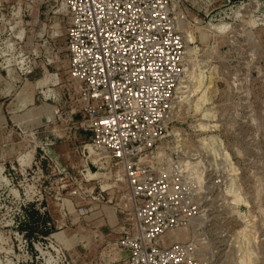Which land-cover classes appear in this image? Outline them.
Returning a JSON list of instances; mask_svg holds the SVG:
<instances>
[{
  "label": "rangeland",
  "instance_id": "1",
  "mask_svg": "<svg viewBox=\"0 0 264 264\" xmlns=\"http://www.w3.org/2000/svg\"><path fill=\"white\" fill-rule=\"evenodd\" d=\"M174 5L189 41L186 93L159 152L201 151L204 193L202 229L178 236L208 239L210 264H264V0ZM66 32L63 0H0V264H112L132 228L121 170L89 150L71 118ZM201 123L211 127L195 130Z\"/></svg>",
  "mask_w": 264,
  "mask_h": 264
},
{
  "label": "built area",
  "instance_id": "2",
  "mask_svg": "<svg viewBox=\"0 0 264 264\" xmlns=\"http://www.w3.org/2000/svg\"><path fill=\"white\" fill-rule=\"evenodd\" d=\"M63 7L79 108L71 118H81L77 130L89 135V150L121 170L129 191L132 228L112 264H210L208 239L174 240L202 229L194 162L203 153L169 159L159 152L184 75L183 13L174 0H63Z\"/></svg>",
  "mask_w": 264,
  "mask_h": 264
},
{
  "label": "bare ground",
  "instance_id": "3",
  "mask_svg": "<svg viewBox=\"0 0 264 264\" xmlns=\"http://www.w3.org/2000/svg\"><path fill=\"white\" fill-rule=\"evenodd\" d=\"M179 26H180V23H179ZM187 36H188V37L190 36L189 39H191V35H187ZM188 37H186V38L188 39ZM190 41H191V40H190ZM192 41H193V38H192ZM187 42H189V41H187ZM187 42H186V43H187ZM188 51L191 52V53L194 52V51H192V50L190 51L189 48H188ZM186 53H187V52H186ZM188 54L190 55V53H188ZM191 75H192V74H191ZM181 84H182V83H181ZM183 84H184V83H183ZM182 87H184V86L182 85ZM182 87H180V89H179V93H178V95H180V97L183 96V93H186V92H184L185 88H182ZM181 91H182V92H181ZM184 95H185V94H184ZM180 97L178 98V100L181 99ZM183 98H185V97H183ZM199 98L201 99L202 97H199ZM199 98H198V99H199ZM204 99H205V98H204ZM201 100H202V99H201ZM182 101H184V100H182ZM198 101H200V100H198ZM201 102H202V101H201ZM202 103H203V102H202ZM202 103H201V104H202ZM201 104H199V105H201ZM197 105H198V104H197ZM199 105H198V107L196 106V107H197V110H196V111H197L198 113H199L200 110L202 109V108L199 109V108H200ZM198 110H199V111H198ZM201 114H202V113H201ZM199 124H200V123H199ZM205 125H206V124H205ZM196 126H197V125H196ZM196 126H195V128H194L195 130H202V127L204 128V125H202V123H201V125L199 126L200 129H196ZM206 126H207V125H206ZM208 127L210 128L211 126L209 125ZM208 127H205L204 129H207ZM197 128H198V127H197ZM204 131H206V130H204ZM175 135H176V134H175ZM180 137H181V136H180ZM203 139H204V141L206 140V138H203ZM212 140H213V139H212ZM200 141H202V144L204 143L203 145H205L206 142L208 143V141H206V142H204L203 140H200ZM209 145H210V144H209ZM209 145L206 144L205 146L208 147ZM207 147H206V148H207ZM209 147H210V146H209ZM201 148H202V146H201ZM204 148H205V147H204ZM201 150H202V149H201ZM225 155H228V154H225ZM223 157H225V156H223ZM227 157H228V156H227ZM224 159H225V158H224ZM229 159H230V157H229ZM199 180H200V179H199ZM119 181L121 182L122 179H120ZM200 183H201V182H200ZM129 202H130V198H129ZM243 230H244V228H243ZM246 230H247V229L245 228V231H246ZM242 232H243V231H242ZM180 236H182V235H180ZM180 236L174 237V240H181V239H180V238H181Z\"/></svg>",
  "mask_w": 264,
  "mask_h": 264
},
{
  "label": "trees",
  "instance_id": "4",
  "mask_svg": "<svg viewBox=\"0 0 264 264\" xmlns=\"http://www.w3.org/2000/svg\"><path fill=\"white\" fill-rule=\"evenodd\" d=\"M31 216V218H30ZM26 217L29 218V220L34 221L35 217H41V213L37 210H34L33 212L28 213V211H26ZM30 223V222H29Z\"/></svg>",
  "mask_w": 264,
  "mask_h": 264
}]
</instances>
